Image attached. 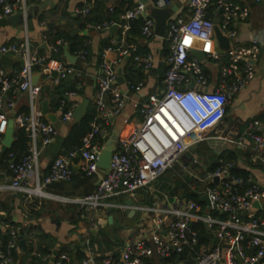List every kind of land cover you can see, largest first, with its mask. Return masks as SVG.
I'll return each instance as SVG.
<instances>
[{"label": "built area", "instance_id": "built-area-1", "mask_svg": "<svg viewBox=\"0 0 264 264\" xmlns=\"http://www.w3.org/2000/svg\"><path fill=\"white\" fill-rule=\"evenodd\" d=\"M42 1L44 0H0V31L7 17L26 11L30 2ZM186 1L191 10L190 16L174 15L168 20L165 39L169 42L170 52L167 56L163 55L168 68L163 76L162 89L151 93L142 103L139 109L142 120L131 130L126 140L119 142L123 149L117 147L113 152L108 173H101L102 169L98 164L99 154L104 146L92 141L101 132L103 124L111 123L127 105V95L119 84L116 65L133 53L135 63L145 73L156 68L157 61L153 52L142 54L133 44L126 47L130 21L144 17L147 4L139 2L121 13V22L105 21L97 25L99 29L109 28L113 24L121 25L123 44L120 58L114 63L104 61L101 65L94 101L98 116L91 123L92 130L84 146L57 156L42 179L38 172L40 155L56 141L58 128L55 122L45 118L39 101L44 84H35L33 74L44 71L51 59L57 62L54 85L68 74L82 76L83 70L69 65L64 59L51 57L50 52L58 51V45L67 46V42L61 38L57 40V45L49 42L44 35L49 54L35 51L28 41L0 45V54L13 55L22 60V68L15 74H9L0 63V147L4 144L7 127L4 107L16 109L18 95L24 92L28 96L29 107L28 113L17 111L15 115V119L27 130L30 141L28 153L19 160H15L14 155L10 154V167L14 176L9 187L27 193V197L41 195L35 192L37 190L47 193L44 187L48 184L72 180L75 173L73 163L80 159L86 175H99L95 190L80 197H54L77 203L84 210L82 218L93 216L99 210H134L138 213L142 226L152 227L149 232L141 231L139 235L123 237L124 244L118 257L107 254L99 259L98 254L92 250L88 235L85 238L88 254L83 260L72 262L67 253H62L55 264H152L153 259L161 260L172 256L174 252L194 249L199 237L191 225L196 221H203L212 228L214 241L210 245H201L196 255L190 256L195 259V264H258L264 259V189L253 178L252 184L245 186L243 177L233 176L231 161L221 160L213 170L208 169L195 154L191 164L182 161L191 147L212 137L210 133L219 128L229 104L254 77L261 41L257 36H251L248 42L244 41L234 26L238 19L248 15V9L219 0L217 8L221 13V27L231 38V47L227 51L226 61L219 69L217 85L214 89L206 87L210 75L205 73L202 61L192 51L204 52L205 60L221 58L216 45L214 19L208 13L210 0ZM174 2L175 0H152L149 3L152 7L166 8ZM90 10L91 7L86 5L79 7L77 12L86 14ZM144 19L143 34L147 37L156 35L155 19L151 16ZM89 27L94 25L90 24ZM86 54L87 51L81 49L78 57L85 62ZM36 67H40V70H36ZM143 86L144 83L140 82L135 90L140 91ZM66 94L74 102L67 111L62 110L64 104L60 106L58 120L61 122L73 121L74 111L79 105V101L75 100L77 92L69 91ZM245 136L253 141L254 149L264 159V122L259 119L250 122ZM224 138L243 146L242 137ZM173 168L194 178L196 182L193 188L198 185V192L210 197L212 205L208 207L226 213L227 217L203 213L201 205L193 199L157 192L156 181L168 169ZM215 178H218V183H215ZM30 179L33 182L31 184ZM139 190L150 193L152 200L148 202L143 198L136 201L134 196ZM124 193L130 195L126 201L112 200ZM129 199L133 200L132 204L127 202ZM256 201L260 202L259 208L255 206ZM259 211L262 214L258 215ZM5 226L7 232L12 234L9 247L20 251L21 239L16 228L12 223ZM24 226H28V223ZM2 246L0 237L1 264H11L13 258L3 251ZM239 256L243 258V263L239 261ZM160 264L175 263L160 261Z\"/></svg>", "mask_w": 264, "mask_h": 264}, {"label": "crops", "instance_id": "crops-1", "mask_svg": "<svg viewBox=\"0 0 264 264\" xmlns=\"http://www.w3.org/2000/svg\"><path fill=\"white\" fill-rule=\"evenodd\" d=\"M133 1L134 3H139V0ZM177 1H181V5L175 15H182L185 17L190 16L191 10L187 1L175 0L174 4ZM225 1L248 9V15L245 18L238 19L234 26L239 31L240 37L244 41L248 42L251 36H257L260 39V54L255 63L254 77L234 97L228 106L227 113L219 128L212 131L210 133L212 137L204 142L210 145L218 153L227 148H239L242 152L240 158L241 166L248 168L251 171L253 180L258 183L262 189H264V159L261 158L260 154L254 149L253 141L248 136H245V130L248 124L255 119H259L258 117L264 114V0ZM38 4V2H30L28 7H37ZM40 4L41 6L31 10L32 15L36 16L17 23L10 22L8 17L3 21L2 30L0 31V45L11 42L28 41L30 45L33 46L35 51L40 54H49V50L41 48V45L45 42L44 35L49 33L48 30L50 28L56 30L66 23V21L61 18L62 14L66 11L74 16L77 13V9L82 4H86L90 7L93 6V3H88L86 0H44ZM105 4L111 10L118 5V1L105 0ZM42 13L44 16L43 18H41ZM208 13L214 20L219 18L221 19L220 11L217 8L212 7V4L209 6ZM49 21L56 22V24L49 27L47 25ZM42 22H44V24ZM93 25L94 27H90L91 29L87 31L88 35H90L91 42L90 59L84 63L87 85L84 94L78 93L75 97V99L79 101V104L83 101V99L87 98L89 100L87 108L95 101V95L98 89L97 77L101 72L102 63L104 61H109L111 63L118 61L120 58V48L122 49L123 44L121 39V25H119V28L115 33L110 30V27L99 29L97 28V25L100 24ZM108 41L111 43V46L105 47L104 44ZM166 41L165 37L159 35L147 37L143 34V32L140 35H137L135 40L131 42L126 39V47L133 44L137 46L138 50L149 49L155 54L157 72L154 73L152 70L147 73L145 85L140 91L135 89L132 90L126 78L127 76L134 77L135 73L129 70L125 71V68L129 66L127 62L129 56L127 55L122 62L117 63L116 67L118 73L119 70L122 69V74L125 78V82L123 84L119 82V84L127 95V105L119 115L112 119L110 123V130L101 129V136H107V140L103 146L106 145L111 135L115 133H117L119 137V142L126 140L131 130L142 120V116L139 113L142 103L148 99L151 93L159 92L162 89V82L159 81V77L160 75L162 76V65L163 63H166L163 56ZM40 49L45 50V52H41ZM10 56L14 59L13 63L11 65L2 64L9 74L16 72L15 65H17L18 62L22 65V60L15 58L13 55ZM100 57L102 58V62L99 60ZM225 60L226 54L223 59L211 58L210 60L206 59L202 61L204 62L205 67L208 69V74L210 75L209 82L206 87L210 89L215 88L219 81V69ZM67 62L71 63L68 58ZM56 68V60L51 59L47 63V68L40 72L38 82L49 86L54 85L53 77L57 76ZM138 68L139 66L136 64L134 69L138 70ZM46 98H49L47 93L42 91L39 100L41 108L42 101ZM27 101L28 96L24 92L18 95L16 109H12L7 106L4 107L3 114L6 123H8L10 118L15 119L17 111L24 107V105L27 104ZM49 105L51 109L50 101ZM51 111L53 110L51 109ZM56 113L59 115V111H56ZM73 121L61 122L60 120H57L55 122L58 128L56 141L41 153L39 159L38 172L41 179L49 172L54 156L59 150L57 141L59 138L66 136ZM21 127V124L15 119V131ZM104 131L106 132L104 133ZM224 137H232L235 139L242 137L243 146L230 142ZM5 148L7 147L4 144L0 147V230L3 234H6L7 228L5 225L11 222L21 225L28 223V226L30 223L40 225L44 235L46 236H41V232L34 234L35 236L29 235L27 244L32 242V244L37 245V242H39L44 246L48 245L51 249V254H47L46 258L44 257V260L49 259V264L55 260V252L62 246H66L67 249L79 247L88 254V250H86L85 246V238L88 235L97 234L99 229L106 228L108 230L110 228L109 231L111 234L121 235L122 237L131 234L139 235L141 231L149 232L152 229L150 225L142 226L141 223H139L138 213H132L131 210H129V212L121 211V214L119 215L116 213V216L113 215V211L115 209L108 212L99 210L95 213V215L89 216L88 218L81 217L82 219H80L78 223H75V212L73 213L72 209L67 207V203H61L58 201L60 198L54 196L80 197L87 194V190L90 192V190L92 191V189H94L95 185L98 183L99 175H91L88 177L89 179L86 180L84 178L86 175L82 169L80 159H76L74 162V164L78 166V169L75 170L76 176L80 177L74 178L71 181H59L48 184L44 187V190L48 195H42L43 198L41 195H32L31 197H27V193L23 191L12 190L9 185L11 184L14 175L10 167V160L4 157ZM101 173L104 172L101 170ZM31 183H33L32 179H30V184ZM136 194L139 195L140 193ZM137 195L134 196L136 201L144 198V194H142V197L140 198H138ZM262 201L264 203V199ZM78 210H80V207H78L76 212ZM38 211H41L40 216L36 215V212ZM110 215H113L112 223L109 222ZM124 215H127L128 218H126V216L124 217ZM126 222H132L133 224L131 227H128L125 225ZM111 227H113V229ZM92 250L96 252L93 247ZM18 252H20L21 256H24L26 251L24 250L22 244L21 250ZM74 253L76 254V251H74ZM96 253L98 254V252ZM104 254L107 255L113 253L112 251H105ZM31 261L32 258L30 256L25 259L24 257H21L16 262L12 261V264H29ZM39 264L47 263L42 260ZM152 264H160V259H153ZM258 264H264V259Z\"/></svg>", "mask_w": 264, "mask_h": 264}, {"label": "trees", "instance_id": "trees-1", "mask_svg": "<svg viewBox=\"0 0 264 264\" xmlns=\"http://www.w3.org/2000/svg\"><path fill=\"white\" fill-rule=\"evenodd\" d=\"M118 5L112 8L111 10L106 6L105 0H94L93 6L91 7V10L86 13H76L74 16L71 15L69 12H64L61 16L63 20L66 21V23L54 30L50 28L47 33L46 37L47 40L51 43H56L58 39H63L67 42V46L64 45H58L59 50L58 51H51V57L56 59H64L67 61V58L65 56V50H69L73 55L78 57V52L81 49H85L87 51L86 54V60L87 62L90 59V35L84 34L83 32L85 30L91 29L89 27L90 24H102L104 21H116L121 22L120 14L125 12L127 9L133 7L137 3H134L133 0H117ZM219 0H210V5L212 4V7L217 8ZM86 4H82L80 7H84ZM209 5V6H210ZM209 9V7H208ZM218 9V8H217ZM219 10V9H218ZM43 13L41 14V18H43ZM144 17H138L136 19H132L130 21V28L127 31L126 39L127 41L131 42L135 40V37L137 35H140L142 33V27L144 24ZM105 47L111 46V43L106 42L104 44ZM41 52H45V50L40 49ZM149 49H139L138 52L145 54L148 53ZM164 56H167L170 52L169 42L166 41V45L164 48ZM133 53L132 55H129L128 58V64L129 66L125 68L126 70H129L131 72L135 73L134 77L127 76L126 80L132 90L135 89V87L140 83L143 82L145 85V79L147 77V73H144L143 69L141 67L138 68V70H135L134 67L136 65L134 59H133ZM221 58H224V55H221ZM100 62H102V58L100 57ZM226 61V60H225ZM84 61H82L79 57L76 59L74 63H68L71 66H74L77 69L83 70L82 76L68 74L65 78H62L59 83L55 85H44L42 91L44 93H47V96L50 99L51 102V109L56 112L60 110V106L64 104L63 111H67L70 105L74 102L73 99H70L68 95L66 94L69 91H75L79 94H84L85 88L87 85V77L85 74L84 69ZM224 62V61H223ZM203 69L206 74H208V69L205 67L204 62H202ZM16 67V72L11 73L15 74L19 72L22 68V65L18 62ZM168 65L166 63H163L162 65V76L160 75L159 81L162 82L163 76L165 71L167 70ZM36 70H40V67H36ZM85 82V84H82ZM98 88V87H97ZM76 100V99H75ZM77 101V100H76ZM228 110V107H227ZM19 112H29L28 105H24L21 109H19ZM98 116V109L97 105L95 103L90 104L87 108L84 116L80 120H74L71 123V126L68 130V133L66 136L59 138L57 141L58 145V152L55 154L54 159L61 155L66 154L69 151L80 149L84 146L85 141L88 138L89 133L92 130L91 123L97 119ZM259 120L264 121V114L258 117ZM46 120V119H45ZM103 129L110 130L111 125L109 124H103ZM15 140L10 148H5L4 150V157H6L8 160L11 158L10 154L14 155L15 160H19L22 158L25 154L28 153L29 150V135L27 130L24 127L18 128L15 131ZM107 140V136H101V132H99L92 142H97L99 145L103 146L105 144V141ZM55 143V142H54ZM119 149H123L122 143H119L118 146ZM198 154V156L203 161L204 165L208 169H215L219 166L221 160L223 161H231L233 162V166L231 167V174L233 176H241L245 179V186H248L252 184V174L251 171L248 168L242 167L240 164V158H241V150L239 148L230 149L227 148L225 150H222L220 153L216 152L210 145H208L205 142H201L196 144L195 146L191 147L189 151L185 153V156L187 157L186 161L193 158L194 154ZM85 174V173H84ZM86 175V174H85ZM80 176H76V173L73 175V178H78ZM89 176H84L86 180H88ZM196 180L188 175H183L180 173L177 169H168L157 181H156V189L157 192H164L169 195H180L181 198H187V199H193L197 201L201 207L202 212L210 213L213 216L226 218V213H221L220 211L216 209H212L208 207V204L206 201L202 199V193L198 192V185H196V188H193L194 183ZM97 184L95 185V190ZM90 190V192H92ZM89 190H87V194L90 193ZM138 192L144 194L145 201L150 202L152 200V195L145 190H139ZM67 207L72 209V212L74 213V222L78 223L82 216V213H84V210L80 208L78 209L77 203H69L67 204ZM262 214L261 211L258 212V215ZM37 216L41 215V211L36 212ZM127 215H124V217ZM130 219V218H129ZM14 227L16 228V233L18 237L25 238L26 240L29 239V235L38 234V232H41V236L45 237L44 232L41 229V226L38 224H32L30 223L29 226H24L21 224H16L11 222ZM192 228L198 232V243L194 246V249L186 248L184 252L177 253L174 252L172 256L161 259L160 261H173L175 264H193V263H187L190 256H195L197 250L201 245H210L214 241V233L212 228L208 227L203 221H196L192 223ZM118 231V230H117ZM97 234L90 235L91 238V247H93L96 252H98V258L101 259L105 256V251H112L113 255L118 257L120 255V249L122 245L124 244V239L121 235H113L109 230L106 228L99 229L97 231ZM6 235V236H5ZM35 236V235H34ZM0 237L2 239V249L5 253H9L13 257V262H16L19 258L24 257L27 258L30 256L32 258V261L29 264H39L42 260L45 261V263L49 264L50 260L45 259L44 257L47 254H51V249L48 245L44 246L42 243L37 242V245L32 244V242L28 243V249L26 250L24 256L20 255V252H18L15 248L9 247V242L12 239V234L10 232H7L6 234L2 233L0 230ZM76 251V254L74 253ZM62 253H67L70 257V260L72 262H78L83 260L87 253L84 250H81L79 247H73L71 249H67L66 246H62L58 251L55 252L54 261L51 264H55L58 257ZM1 264V261H0ZM12 264V263H11ZM21 264V263H20Z\"/></svg>", "mask_w": 264, "mask_h": 264}, {"label": "water", "instance_id": "water-1", "mask_svg": "<svg viewBox=\"0 0 264 264\" xmlns=\"http://www.w3.org/2000/svg\"><path fill=\"white\" fill-rule=\"evenodd\" d=\"M88 3H93V0H86ZM140 3H144L147 4V11H145L143 13V16H151L155 19L156 22V26H155V33L156 35L165 37L166 33H167V26H168V20L175 15L176 11L178 10V8L181 5V1H177L175 4L171 5L170 7H166V8H158V7H152L150 5V0H139ZM38 6H41V2H38ZM37 6V7H38ZM36 6H31L28 7L26 11H19L15 14H12L8 17V20L12 23H17L19 21H25L30 17L36 16V15H32L31 10L33 8H37ZM56 24V22H52L49 21L47 23V25L49 27H52ZM119 28L118 24H113L110 27V30L115 33ZM214 33H215V37H216V45L218 48V52L221 55H225L227 54V51L230 49L231 47V38L223 32L222 27H221V19H215L214 20ZM84 34H87V30H85L83 32ZM31 48H33V46L31 45ZM41 48L49 50L48 44L46 42H44L41 45ZM192 54L194 56H196L200 61L205 60L206 55L204 52L200 51V50H194L192 51ZM65 56L68 58V60L71 63H74L76 61V56L73 55L69 50L65 51ZM14 59L9 55V54H1L0 56V63L1 64H8L11 65L13 63ZM153 72H157V69L154 68ZM40 77V72H35L33 74V82L36 84L38 82V79ZM118 80L121 84H123L125 82V78L122 74V69L119 70V76H118ZM192 86H195V83L192 84ZM49 98H46L42 101V111L45 113V118L50 121V122H56L58 120V113L51 111L50 109V105H49ZM89 100L83 99V101L78 105V107L75 109L74 111V117L77 120L82 119V117L84 116L85 110L88 106ZM107 103L109 104V98H107ZM106 131H104L105 133ZM15 119L14 118H10L8 123H7V127L5 129L4 132V138H3V143L6 147L10 148L15 140ZM118 135L117 133L112 134L111 137L108 139L106 145L102 148L100 154H99V160H98V164L101 167L102 171L104 173H108L109 169H110V162H111V158L113 155V152L117 149L118 147V143H119V139H118ZM73 166L75 168V170L78 169V166L76 164L73 163ZM215 183H218V178H215ZM202 199L204 201L207 202L208 206L212 205V202L210 200V197L208 194H204L202 196ZM129 204H132L133 200L129 199L127 201ZM255 206L256 207H260V202L256 201L255 202ZM132 213H134V210H131ZM194 212V211H192ZM109 222L112 223L113 222V215L109 216ZM20 243L22 244V246L24 247V250L26 251L28 249V244H27V240L26 239H21ZM239 261L241 263H243V258L242 257H238ZM187 263H193L195 264V259H193L192 257H189V260L187 261Z\"/></svg>", "mask_w": 264, "mask_h": 264}, {"label": "rangeland", "instance_id": "rangeland-1", "mask_svg": "<svg viewBox=\"0 0 264 264\" xmlns=\"http://www.w3.org/2000/svg\"><path fill=\"white\" fill-rule=\"evenodd\" d=\"M208 60H210L209 58H207ZM195 155H198V154H196L195 153ZM186 159H187V157L184 155V157H183V159H182V161H186ZM188 162L191 164V161H190V159L188 160ZM177 169V168H176ZM45 191V190H44ZM138 194L140 193V192H137ZM137 195V194H136ZM36 196H38V195H36ZM42 196V195H41ZM130 195L129 194H127V193H124V194H121V195H119V196H115V197H113L112 198V200H115V201H126L127 200V198L129 197ZM137 197L138 198H140V197H142V194L140 193L139 195H137ZM42 198H43V196H42ZM68 198H70V197H68ZM73 198V197H72ZM135 198V197H134ZM58 201H60L61 203H63V204H68V203H70L71 201H69V200H65V199H62V198H60V199H58ZM60 202H58V203H60ZM116 213L119 215V214H121V211H119V210H114L113 211V215H115L116 216ZM132 222H126L125 223V225L126 226H128V227H131L132 226ZM112 229H113V227H111ZM108 230H110V228L108 229ZM123 236H125V235H123Z\"/></svg>", "mask_w": 264, "mask_h": 264}, {"label": "bare ground", "instance_id": "bare-ground-1", "mask_svg": "<svg viewBox=\"0 0 264 264\" xmlns=\"http://www.w3.org/2000/svg\"><path fill=\"white\" fill-rule=\"evenodd\" d=\"M35 192L38 193V194H41V195H48L47 193H44V192L39 191V190H37V191H35Z\"/></svg>", "mask_w": 264, "mask_h": 264}]
</instances>
